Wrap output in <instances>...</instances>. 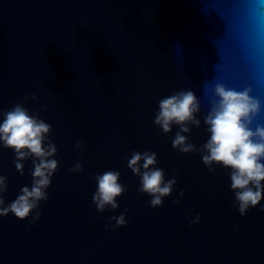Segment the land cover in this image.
Masks as SVG:
<instances>
[{
	"label": "water",
	"instance_id": "obj_1",
	"mask_svg": "<svg viewBox=\"0 0 264 264\" xmlns=\"http://www.w3.org/2000/svg\"><path fill=\"white\" fill-rule=\"evenodd\" d=\"M234 21L238 78L214 43L227 46ZM214 76L264 99V0H0V113L27 97L52 126L59 162L39 221L0 217V264H264V211L241 218L233 208L230 170L210 172L198 151L203 122L185 134L197 149L187 154L173 148L177 126L165 134L154 123L162 98L182 88L200 96ZM145 151L178 181L155 209L127 164ZM13 159L0 146L6 203L32 181L31 158L23 175ZM77 162L82 171L70 172ZM110 170L127 190L100 213L94 177ZM125 209L126 226L106 227Z\"/></svg>",
	"mask_w": 264,
	"mask_h": 264
},
{
	"label": "clouds",
	"instance_id": "obj_2",
	"mask_svg": "<svg viewBox=\"0 0 264 264\" xmlns=\"http://www.w3.org/2000/svg\"><path fill=\"white\" fill-rule=\"evenodd\" d=\"M226 28L227 46L219 41L214 43L222 59L235 63L238 78L243 69L232 42L235 21L227 23ZM176 47L178 51L181 48L179 44ZM27 99L24 97V102L17 101L0 113V146L13 151V164L21 175L24 174L23 161L31 158L33 165L31 185L23 186L16 198L8 203L4 199L8 189L7 178L0 175V217L12 215L20 220L27 219L29 225H34L42 217L41 202L49 200L48 189L59 162L54 158L57 149L50 139L51 124L25 107ZM205 107L202 119L198 118ZM201 122L209 134L198 150L202 162L210 172H215L214 164L230 170L233 208L241 218L257 206L264 211L261 203L264 200V99L253 95L251 87L236 86L214 76L203 82L200 96L192 88H182L162 98L154 119L155 125L165 134L172 132L173 125L178 127L172 145L185 154L197 151L185 134H190L192 127L199 128ZM81 146L82 141H78L76 147ZM127 164L139 178L138 192L149 196L148 205L153 209L163 207L164 199L172 194L178 181L165 179L164 170L156 166V153L133 152ZM82 169L83 165L77 162L69 171L78 173ZM94 179L97 186L93 194L96 211L103 213L109 207L118 209L117 198L127 190V185L119 182L120 173L110 170ZM183 194L180 193L181 196ZM175 202L179 203V200ZM127 211L125 209L119 216L111 217L115 225L106 227L126 226ZM200 220V214L195 213L189 226Z\"/></svg>",
	"mask_w": 264,
	"mask_h": 264
}]
</instances>
